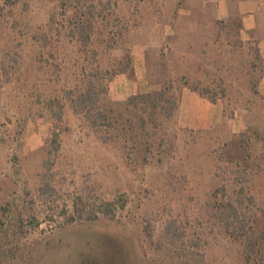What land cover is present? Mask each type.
<instances>
[{
    "label": "rangeland",
    "instance_id": "374dc122",
    "mask_svg": "<svg viewBox=\"0 0 264 264\" xmlns=\"http://www.w3.org/2000/svg\"><path fill=\"white\" fill-rule=\"evenodd\" d=\"M63 1L0 5V264H69L70 257L76 260L78 252L104 241L122 248L128 263L148 264L156 253L143 234L147 220L156 235L173 221L184 237L201 235L200 248L209 240V264H243L240 247L224 237L213 196L225 199L244 186L248 206L264 210V97L256 39L239 40L238 22L222 19L213 35L223 44L185 45L179 38L159 44L164 0H111L107 10L123 35L105 37L96 22L90 43L64 44L48 22L53 13L60 17ZM45 29L53 33L48 39L39 36ZM189 50L200 59H181ZM136 53H144L154 87L118 99L110 81L117 74L134 77ZM79 66L87 73L126 66L110 76L108 97L114 101L165 87L178 98L182 86L196 87L218 101L221 115L206 127L182 124L176 114L162 120L142 165L143 155L136 161V149L131 141L124 144L119 130L93 129L69 105L64 108V76ZM118 194L127 199L125 208L113 217L98 211ZM91 209L98 218H86Z\"/></svg>",
    "mask_w": 264,
    "mask_h": 264
},
{
    "label": "trees",
    "instance_id": "16d2710c",
    "mask_svg": "<svg viewBox=\"0 0 264 264\" xmlns=\"http://www.w3.org/2000/svg\"><path fill=\"white\" fill-rule=\"evenodd\" d=\"M16 0H2L1 6L13 5ZM62 3L60 17L53 13L49 18L50 29L56 28L58 36H64V44L84 46L91 42L94 35V23L100 24V31L105 37L110 35H123L118 28V19L113 18L114 12L107 9L111 7V0H65ZM116 4V1H114ZM100 6L101 10H97ZM109 27L108 29H106ZM52 30H43L40 37L48 39ZM259 51V50H258ZM129 63V61H128ZM74 73L64 76V108L70 109L80 115L85 123L100 131L110 134L117 129L125 139L124 144L132 142V149H136V159L142 156L141 164L148 161L144 150L148 151L155 139L158 127L162 120L171 121L177 111V97L170 92L172 88H163L152 92L137 93L126 99L123 103L114 101L108 97V82L113 73L125 72L126 66L118 68H105L96 73L84 72L82 66ZM96 68L99 69L97 65ZM77 69V68H76ZM85 69V68H84ZM193 90L205 96V92ZM57 134L54 132V139ZM107 138L104 140L107 142ZM234 146L241 144L232 140ZM144 146L145 149H142ZM142 153H139V152ZM49 152V151H48ZM150 152V150H149ZM237 160V159H236ZM138 161V159L136 160ZM223 190V188H222ZM217 191V190H216ZM246 191L240 186L234 193L223 195L214 194L213 203L219 215V220L224 229V234L232 244L240 247L239 257L243 264H264V210L250 208L245 200ZM248 195V194H247ZM252 194L249 195L250 199ZM127 199L123 194H118L113 200L102 202L99 212L113 217L116 209L125 208ZM77 205V204H76ZM78 206H76V209ZM96 210H90L86 214L87 219L98 218ZM221 229V228H220ZM143 234L146 239L155 245L156 258L149 259L148 264H209L205 260L208 255L209 240H204L202 248L201 235L183 236L176 228L173 221L166 223L163 230L157 235L154 232L150 220L143 226ZM112 242H98L96 246H89L87 250L78 252L69 259V264H140L137 260L128 263L125 253L118 246H111Z\"/></svg>",
    "mask_w": 264,
    "mask_h": 264
},
{
    "label": "crops",
    "instance_id": "0c3cea01",
    "mask_svg": "<svg viewBox=\"0 0 264 264\" xmlns=\"http://www.w3.org/2000/svg\"><path fill=\"white\" fill-rule=\"evenodd\" d=\"M161 12L164 16L162 25L158 26L161 31L159 44L171 45V40L176 43L178 38L185 45L212 46L217 41L223 44V39H217L213 35L214 23L222 19L236 20V35L239 40L257 41L262 58L258 90L264 97V0H164ZM186 53L190 55L181 59H200L199 56L193 57L190 50ZM199 54H202L201 50ZM143 55L136 53L133 57V78L117 74L110 81V90L116 98H125L137 91H148L154 87L148 83ZM177 100L176 118L182 124L206 127L215 123L221 115L217 100L210 101L188 86L180 88Z\"/></svg>",
    "mask_w": 264,
    "mask_h": 264
}]
</instances>
